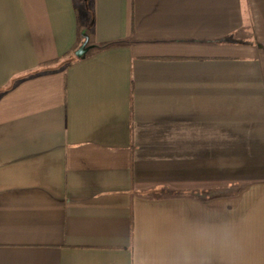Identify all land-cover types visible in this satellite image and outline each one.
Returning <instances> with one entry per match:
<instances>
[{
    "label": "crops",
    "instance_id": "obj_1",
    "mask_svg": "<svg viewBox=\"0 0 264 264\" xmlns=\"http://www.w3.org/2000/svg\"><path fill=\"white\" fill-rule=\"evenodd\" d=\"M200 226L264 264V0H0V264Z\"/></svg>",
    "mask_w": 264,
    "mask_h": 264
},
{
    "label": "clouds",
    "instance_id": "obj_2",
    "mask_svg": "<svg viewBox=\"0 0 264 264\" xmlns=\"http://www.w3.org/2000/svg\"><path fill=\"white\" fill-rule=\"evenodd\" d=\"M134 264H242L244 248L231 230L200 226L167 239L146 228L133 238Z\"/></svg>",
    "mask_w": 264,
    "mask_h": 264
},
{
    "label": "water",
    "instance_id": "obj_3",
    "mask_svg": "<svg viewBox=\"0 0 264 264\" xmlns=\"http://www.w3.org/2000/svg\"><path fill=\"white\" fill-rule=\"evenodd\" d=\"M85 46H86V43L83 44V45H82V46H81V47L75 52L76 57H78V58H82V57H84V55H85L86 52H87Z\"/></svg>",
    "mask_w": 264,
    "mask_h": 264
}]
</instances>
